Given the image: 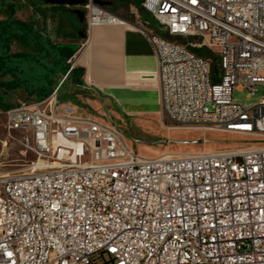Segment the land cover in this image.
<instances>
[{"label": "built area", "instance_id": "built-area-1", "mask_svg": "<svg viewBox=\"0 0 264 264\" xmlns=\"http://www.w3.org/2000/svg\"><path fill=\"white\" fill-rule=\"evenodd\" d=\"M86 30L119 18L85 0ZM96 7L100 15L90 14ZM179 44L146 33L175 126L259 138L202 153H134L120 133L43 100L0 111L35 155L0 175V264H264V0H143ZM110 18V20H105ZM112 21V22H109ZM216 51L211 62L189 48ZM255 104H238L234 88Z\"/></svg>", "mask_w": 264, "mask_h": 264}, {"label": "crops", "instance_id": "crops-1", "mask_svg": "<svg viewBox=\"0 0 264 264\" xmlns=\"http://www.w3.org/2000/svg\"><path fill=\"white\" fill-rule=\"evenodd\" d=\"M117 17L116 23L90 27L84 38L73 43L78 45L71 56L73 67L80 73H72L62 82L56 98L58 107L108 126L105 115L112 120L156 115L164 135L172 136L174 132L163 126L157 60L146 35L150 31L161 34V29L144 12ZM165 149L150 148L153 155L144 157L164 154Z\"/></svg>", "mask_w": 264, "mask_h": 264}, {"label": "trees", "instance_id": "trees-1", "mask_svg": "<svg viewBox=\"0 0 264 264\" xmlns=\"http://www.w3.org/2000/svg\"><path fill=\"white\" fill-rule=\"evenodd\" d=\"M111 1L116 4L127 3L137 12H144L140 7L143 0ZM30 4L33 10L32 20L22 21L15 16L17 9L14 4L9 0H0V111L17 106L8 100V94L16 91L23 92L29 99L25 103L45 99L55 85V73L61 70V74H65L68 70L66 60L78 47L73 43L85 37L84 29L83 37L79 36L81 24L65 6L48 5L43 0H30ZM49 18L66 20V32L60 28L59 23L49 28ZM153 32L160 35L156 31ZM54 37L68 39L73 43H55ZM186 39L198 41L197 38ZM13 46L17 48L16 51L12 50ZM189 49L197 56L210 60L212 82L218 81L217 56L204 46ZM72 73L79 74L80 70L73 68L68 76Z\"/></svg>", "mask_w": 264, "mask_h": 264}, {"label": "rangeland", "instance_id": "rangeland-1", "mask_svg": "<svg viewBox=\"0 0 264 264\" xmlns=\"http://www.w3.org/2000/svg\"><path fill=\"white\" fill-rule=\"evenodd\" d=\"M95 6L115 16L125 15L126 17L137 15L136 10L127 3L116 4L111 0H92ZM16 7L15 16L22 21L32 20L33 10L30 0H9ZM71 13L72 8L66 7ZM86 15L83 8H78ZM72 14V13H71ZM76 18L75 15L72 14ZM59 23L60 28L66 32L68 22L51 18L48 19L47 25L49 28ZM85 30V23L79 28V33ZM163 34L161 30H159ZM164 35V34H163ZM80 36V35H79ZM81 37V36H80ZM166 39L179 43L186 44L189 42L186 38H172L164 35ZM55 43L72 44L68 39L53 38ZM80 40H78L79 42ZM13 51L17 48L13 46ZM216 55V51L209 49ZM73 63V59L71 61ZM61 77V70H58L53 77L56 84ZM262 94L261 87L258 86L255 93L248 96L246 90H238L234 88L232 91V99L238 104H255L258 102ZM8 100L13 104L28 102L29 99L21 91L8 94ZM112 120L105 115L104 120L111 127L116 129L122 136L125 144L136 154L143 156L153 155L150 148L158 149L165 147L164 153H202L207 151L225 149L229 147H239L259 141V138L233 135L217 131H209L203 129H188L170 124L163 116V126L174 132L172 136L164 135L160 125V117L156 115H136L127 119L116 118ZM30 136L28 133L13 131L7 132L5 128V118L0 114V175L21 171L30 162L35 161L34 153L29 149Z\"/></svg>", "mask_w": 264, "mask_h": 264}, {"label": "water", "instance_id": "water-1", "mask_svg": "<svg viewBox=\"0 0 264 264\" xmlns=\"http://www.w3.org/2000/svg\"><path fill=\"white\" fill-rule=\"evenodd\" d=\"M43 1L46 4L52 5V6L71 7L72 8L71 13L76 16L77 21L81 25L84 24V13L80 11L78 8L85 3V0H43ZM79 35L83 37L82 33H79Z\"/></svg>", "mask_w": 264, "mask_h": 264}, {"label": "bare ground", "instance_id": "bare-ground-1", "mask_svg": "<svg viewBox=\"0 0 264 264\" xmlns=\"http://www.w3.org/2000/svg\"><path fill=\"white\" fill-rule=\"evenodd\" d=\"M89 10H90L89 11L90 14L94 15V16H98L101 13L100 10L98 8H96V7H91ZM108 19L110 20V18H105V20H108ZM109 22H112V21H109ZM116 22H118V21L117 20H113V23H116ZM91 27H93V26H91ZM5 174H1V176L5 175Z\"/></svg>", "mask_w": 264, "mask_h": 264}]
</instances>
